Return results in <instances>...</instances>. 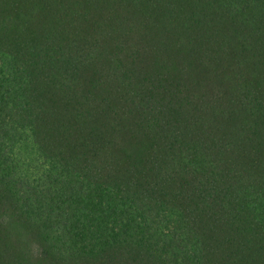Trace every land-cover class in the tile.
<instances>
[{"label":"trees","instance_id":"1","mask_svg":"<svg viewBox=\"0 0 264 264\" xmlns=\"http://www.w3.org/2000/svg\"><path fill=\"white\" fill-rule=\"evenodd\" d=\"M0 264H264V0H0Z\"/></svg>","mask_w":264,"mask_h":264}]
</instances>
